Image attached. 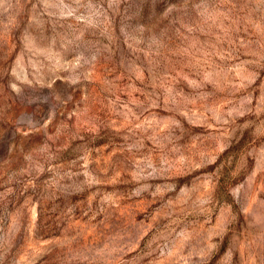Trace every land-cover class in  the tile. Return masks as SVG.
<instances>
[{"label":"rangeland","instance_id":"rangeland-1","mask_svg":"<svg viewBox=\"0 0 264 264\" xmlns=\"http://www.w3.org/2000/svg\"><path fill=\"white\" fill-rule=\"evenodd\" d=\"M0 264H264V0H0Z\"/></svg>","mask_w":264,"mask_h":264}]
</instances>
